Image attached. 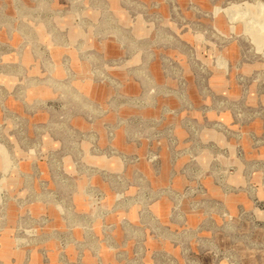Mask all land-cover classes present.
<instances>
[{"label": "rangeland", "instance_id": "374dc122", "mask_svg": "<svg viewBox=\"0 0 264 264\" xmlns=\"http://www.w3.org/2000/svg\"><path fill=\"white\" fill-rule=\"evenodd\" d=\"M0 264H264V0H0Z\"/></svg>", "mask_w": 264, "mask_h": 264}]
</instances>
